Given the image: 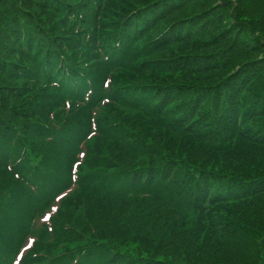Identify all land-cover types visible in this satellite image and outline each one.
<instances>
[{
    "label": "trees",
    "instance_id": "1",
    "mask_svg": "<svg viewBox=\"0 0 264 264\" xmlns=\"http://www.w3.org/2000/svg\"><path fill=\"white\" fill-rule=\"evenodd\" d=\"M0 264H264V0H0Z\"/></svg>",
    "mask_w": 264,
    "mask_h": 264
}]
</instances>
